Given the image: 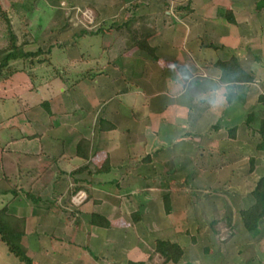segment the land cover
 <instances>
[{
  "label": "crops",
  "instance_id": "0c3cea01",
  "mask_svg": "<svg viewBox=\"0 0 264 264\" xmlns=\"http://www.w3.org/2000/svg\"><path fill=\"white\" fill-rule=\"evenodd\" d=\"M260 1L254 5L258 7ZM37 2L0 0V18L15 36L16 46L22 45L24 54H37L9 61L0 68V197L10 194L7 190L10 183L6 178L8 173H18L19 182L27 181L30 176L31 183L39 174H52L49 179L45 177L47 182L51 179L48 185H41L40 178L34 185L28 183L29 187L55 188L54 192H49L54 198L47 199L50 205L46 210L42 206L47 204L44 202L47 200L40 195L35 198L29 193L27 199L20 192L11 203L14 216L26 218V233L21 244L34 264H146L147 256L145 258L144 254L151 248H147L146 244L143 249L138 246L132 220L137 216L142 221L139 227L145 238L152 233L167 238V227L153 224V220L163 221L174 213L171 209L170 214H166L163 203L160 211H154L151 208L152 199L148 196L151 194L143 196L136 192L149 190L155 181L156 155L165 157L166 173L172 175L168 180L171 187L184 182L181 177L175 176L184 172V166L180 171L174 163L175 157L185 155L183 159L192 158L191 163L194 164L187 171L190 175L194 176L199 171L194 156L197 149H201L198 140L200 119L194 115L189 120V115L193 113L190 112L192 108H198L195 98L207 93L211 85L219 83L221 72L216 67L218 62L235 58L253 82L238 84L235 95L229 97L223 110L211 114L208 111L209 117L212 115L215 118L213 130L223 124L221 128L228 132L230 148L225 152L227 158L241 159L237 157L242 152L237 151L247 146L239 143L247 132L251 136L246 140L254 141L248 142L249 145L260 158H264V152L256 150L260 140L256 130L260 120L264 119V103L259 101L264 95V64L261 63L264 44L261 50H252L258 44L256 41L262 39L264 43V20L259 22L254 18L256 16L250 9L254 0H188L184 6L179 0L173 10L166 11L163 10V3L162 7L155 9L142 3L129 10L125 18L122 15L120 23L115 21L108 28H118L119 33L126 30L129 34L128 41L118 40L120 50L113 48L114 42L119 43L116 40L110 43L107 52L101 46L91 60L88 57L84 58L85 61L81 60L85 72L77 81L69 82L65 68L71 72L74 66L70 53L71 38L60 31L41 37L40 26L33 33V18L38 20L40 13L55 8L48 0H42L46 9H40ZM186 6L188 9L183 11L186 14L184 17L179 16L183 14L181 12L176 15L178 8ZM94 7L89 5L97 16L99 12L114 14L119 8L116 6L113 13L115 8L111 9V6ZM228 12L234 23L227 19ZM261 12L258 16L264 18V7H261ZM133 18H148L153 22L156 32L147 41L154 51L153 55L137 48L131 30L124 26L126 20ZM50 20L49 17L48 23ZM136 23L137 26L141 24L139 19ZM95 36L99 39L100 34ZM9 46L10 38L0 32L2 56L10 52ZM53 49L62 52V69L49 58ZM206 52H214L215 56ZM255 53L260 55L255 56ZM31 59L27 68L25 61ZM259 60L260 63H257ZM173 63L177 65L175 70L169 69ZM57 69H60L59 73ZM134 92L141 95L142 102L130 101ZM125 98L129 99L125 101ZM234 128L235 138L231 139L229 130ZM186 138H191L192 142H185ZM82 140L90 144L86 160L76 156ZM152 150H157L152 156L154 158L150 156ZM197 157L201 159L203 154ZM74 160L77 166L70 168ZM82 166L86 169L77 173ZM235 167L230 166V171ZM257 172L254 171L255 176L251 175L255 177V182L262 177ZM33 173L38 175L33 177ZM189 176L187 179L190 181ZM66 178L70 186L73 185L72 180L79 188L77 193L83 192L87 197L72 223L69 220L62 222L59 217L60 203L65 201L68 205L71 202L70 198L65 200V194H62ZM251 193L247 208L254 204ZM33 206L38 207V211L35 208L34 211ZM126 206L132 207L130 211L126 212ZM92 215L103 217L110 227L89 226ZM240 224L245 236L251 239L252 236ZM261 225L264 226V220L259 224L258 239L263 238ZM57 234L66 237V240L59 241ZM56 236L57 239L53 240Z\"/></svg>",
  "mask_w": 264,
  "mask_h": 264
},
{
  "label": "rangeland",
  "instance_id": "374dc122",
  "mask_svg": "<svg viewBox=\"0 0 264 264\" xmlns=\"http://www.w3.org/2000/svg\"><path fill=\"white\" fill-rule=\"evenodd\" d=\"M37 1V4L39 3L40 9H46L42 0ZM48 1L50 5L55 7L54 10L47 11L46 13H40L39 15L37 14L39 18L38 20H36V18H33V21L31 22L34 25L31 26V29L35 34L36 31H38V26H40L41 30L39 31H41V37L57 31L68 34L67 36L71 38L70 53L72 61L74 62V66L72 67L71 72L68 68H65V72L69 82H71L77 81L80 75L86 70L85 67L81 66V60L85 61L84 58L86 59L87 57L89 60H91L93 58L92 56L95 55L98 48L103 47L104 50L107 52L106 49L110 50V43L114 40H121V42H123L122 40L128 41L130 39L129 34H126V30H123L121 33H119L118 28H114V30H108L109 26L114 24L115 21V23H120V21L122 20V15L126 16L129 10H131L137 5H141L142 3H147V7H154L153 9H155V7H162L163 3L164 11H166L167 9L173 10L175 8V4L178 3L179 0H163V2L162 0ZM186 1L188 0H180V4L184 6L186 4ZM257 1L258 0H254V3L252 2L250 4V9L252 13L254 12L256 17H253L256 18V21L260 22V20H264V18H261V15L258 16V14H261L263 11L261 12V8L258 9L257 5H254ZM148 4H150V6H148ZM89 5L93 8H95L94 6H100L101 8L111 6V9L118 6L119 8L117 9L116 13H114V10H116V8L112 9L114 14H106L103 12H99L100 15L97 16L96 12L92 8H89ZM49 17L51 18V20L48 23ZM104 18L106 20L102 21ZM13 19L14 18L12 17L11 20L13 21ZM24 22H26V20ZM22 25L23 27H25L24 23ZM6 26L7 24L2 18H0V32L3 33V35H6V38L8 39L9 31ZM100 26H102L103 31L98 39L95 35H99L96 33L97 31H99ZM16 28L17 27L15 26V30H17ZM262 32L264 37V29H262ZM107 33L110 34L107 35ZM156 38L157 35L155 39ZM118 42L119 43L117 44H115V42L113 43V48H117L120 50L121 46L117 45L121 43L120 41ZM256 43H258L257 46H255L252 50H261L264 44L262 39H260L258 42L256 41ZM249 45L251 44H248V46ZM81 51L82 54L80 55ZM61 53L62 52H60V50L53 49L49 58L55 66H58L62 69L63 60ZM206 54L209 56H215L214 52H206ZM114 55L116 54L114 53ZM256 55L259 56L260 54L255 53V56ZM31 61L32 59L25 61L27 68L29 67ZM89 62L91 63V61ZM257 63H260V60L259 62L257 61ZM261 63L264 64V59L261 60ZM95 67L96 66L94 65L93 69ZM56 71L57 73H59L60 69H57ZM200 77L201 76H199V78ZM204 78H201V80ZM257 79L254 78L255 81H257ZM258 92L261 91L259 90ZM129 98H125V101ZM132 98L135 100L132 101L133 99H130V101L136 103L142 102L143 100L141 95L136 94L135 92L134 94H132ZM197 106L198 108L195 107L191 109L190 112L193 113L189 115V120L191 116L195 117L194 115H196L200 119V124L198 127V140L201 149H197V153L194 156V159L196 158V160L198 161L199 171L196 172L194 176H192V174L190 175V173L187 172L189 170V167L194 164L191 163L192 155L190 156V160H188L189 158L183 159L185 155L184 157H175L173 161L175 164L178 165V167H180V171L181 167L184 166L183 174L180 175V173H178L177 175L175 174V176H177L178 178L181 177L184 182H180L178 184H176V182V185L171 187L170 182H168V180L172 178V175H168L166 173L168 168L163 163V159H165V157L162 156L161 158V156H154V152L157 150L151 151L150 156H154L155 159H157V161H155L154 163V167L156 169V179L152 182L151 188H149V190L143 189L136 193H141L143 196H145V193H150L151 195L148 196H150V198L152 199L151 208L157 212L158 210L160 211V206L163 203V196L167 195L169 197L170 206L174 214L170 215L168 218H163V221H159L158 219L153 220V224H157L158 226L162 225V227H167V238L157 235L156 233H150L152 237L150 236L145 238V236H143V233H141V228L139 227V223H142V221L134 222V220H132V223H135V230L138 241L137 244L142 249L145 246L144 244H146L147 248H151L150 251H145L144 249V251L147 252L146 254H144V256H147L146 264H164V260L160 256L154 255L152 258L149 259L148 255L152 253V250L155 246L153 242L155 238L168 239L170 242L179 244V246L184 249L183 258L179 264H264V232L262 235V239H258L257 237H252L251 239H249L241 230V222L239 218V211L247 208L250 205L249 196L257 183L255 182V177H252L255 176L254 171H258L257 173L260 177L264 175V158H260L256 154L255 150H253V146L249 145L248 142L254 141H252L251 139L246 140V138L251 136L249 132H247L246 136L244 134V136L240 138L239 142L240 144H247V146L241 147L240 151L236 150L239 153L242 152V155H238L237 157L241 159L236 158L237 160L235 161L233 159L227 158L225 152H228L230 148V143L228 142V132L224 131L221 128L223 124L218 125V127L221 129L217 132H214L213 121L215 120V118H212V115L210 116V118L209 112L211 114L215 111H210L208 106L204 104H198ZM187 137H189V135ZM186 141L190 143L192 142L191 138H186L185 142ZM194 142L192 144H195ZM58 149L60 148L58 147ZM200 153L203 154V158L201 157V159H198L197 155H199ZM251 158L254 160V163L253 171L250 172L248 163L249 159L251 160ZM143 160L147 159L144 158ZM232 165H235L236 167L231 172L230 166ZM76 166L77 161L74 160V162L70 164L69 167L72 168ZM208 170L212 171L209 172ZM33 174V177L38 175L36 173ZM24 175L25 174H23L22 176ZM43 175V173L39 174V176L36 177L35 180H33V183H31L30 176L29 178H27V181L19 182L17 181V177L19 176L18 173H8L6 178L10 180V183L8 182L9 189L7 190L10 191V194H8L6 197H0V209L2 207H7L8 212L14 215V206H12L11 203L17 196V193L20 192L27 199L29 198L26 195H28L29 193L32 194L35 198L39 195L42 196L44 200H47L49 197L51 198L52 195L49 192H54L55 188L41 189L39 186H28V183H31L30 186L34 185L37 182L38 178H40L39 183L41 185H43V183H47V185L50 184L51 179L47 182L45 177H48L49 179L51 178L52 174L51 176L49 174H46L45 176ZM188 176L190 178V181L187 179ZM67 179L68 178H66L65 180L66 185L65 188L62 190V194H65V200H67V198H70L71 202L68 201V205L65 201L64 203H60L61 205H59V208L61 211L59 217H61L62 222L67 223V220H69V222L72 223L75 222V220L77 219L76 214L79 213L78 210L82 203L75 204L73 202V198H75L76 196V194H74V190L77 188L76 186H74V182L72 180L71 182L73 183V185L70 186ZM182 184H184L185 186ZM179 186L182 187L179 188ZM11 191L14 193V195H12ZM52 198L54 197L52 196ZM85 198H87L86 195ZM44 202H46L47 204H43L42 207L46 210V208L50 205V200ZM34 208L37 210L38 207L33 206V210ZM131 208L132 207L128 206L126 208V212L130 211ZM211 224H213V226H211ZM30 227L32 226L30 225ZM232 228L234 234L238 235L235 236L232 241L230 240V243H226V237L230 234ZM260 229L263 230L264 226L261 225ZM57 235L59 236V241L66 240V237H60L61 234ZM54 239H57V236L53 237V240ZM261 246H263V248ZM0 264H21L16 257H14L8 252L7 247L1 241Z\"/></svg>",
  "mask_w": 264,
  "mask_h": 264
},
{
  "label": "trees",
  "instance_id": "16d2710c",
  "mask_svg": "<svg viewBox=\"0 0 264 264\" xmlns=\"http://www.w3.org/2000/svg\"><path fill=\"white\" fill-rule=\"evenodd\" d=\"M264 0H261L258 4V8L263 7ZM185 9H188V6L178 8L175 11L176 15L179 12L183 13ZM186 14L183 13L179 15L180 17H184ZM166 17V16H165ZM227 19L234 23V20L230 17V12L226 13ZM141 22L137 26V20ZM126 20L124 26L131 30L133 40L135 42V46L142 51L150 53L153 55L154 51L148 46V39L152 35L155 34L154 24L150 22L151 19L148 18H138ZM172 19V17L170 18ZM149 26V27H148ZM103 31L102 26H100L99 31L96 34H101ZM9 38H10V48L11 50L4 57L1 56L0 52V68L2 69L9 61H15L19 58L26 59L29 56H36L37 54H24L22 53V45L16 46L15 36L10 32L9 29ZM9 48V49H10ZM216 67L220 70L221 75L219 78V83L221 82H234L238 84H250L253 82V78L243 72V70L239 67L237 60L235 58H231L227 62H218ZM259 101L264 103V95L259 98ZM214 130L218 131L219 127L216 126ZM236 129L229 130V134L231 139H234ZM256 133L259 135L260 140L256 145L257 151L264 152V119L260 120L258 129ZM89 142L82 140L78 147L76 156L83 160L88 158V148ZM253 163L254 160L251 159L249 161V171H253ZM86 169V166H82L77 173L83 172ZM78 189L74 190V193H77ZM13 193V192H12ZM14 194V193H13ZM251 196L254 199V204L245 210L239 211V218L244 229L251 235L252 237H256L259 234V224L264 220V175L257 182L254 190L251 193ZM163 206L166 214H170L171 206L170 200L167 195L163 196ZM135 222L139 221V217L135 216L133 219ZM89 226H98L104 229H108L110 227V223L100 217L98 215H92L90 217V221L88 223ZM213 226V224H211ZM26 233V219L18 218L8 212L7 207H2L0 209V241L7 247L8 252L16 257L21 264H33L32 260L27 255V250L22 246L21 242L25 237ZM235 236L233 232V228L231 229L230 234L226 237V243H228ZM154 251L150 254L149 258H152L154 255L159 254L163 260L164 264H179L183 258V251L178 244H172L169 241H160L158 239L154 240ZM127 264H143V263H134L128 262ZM188 264V263H187Z\"/></svg>",
  "mask_w": 264,
  "mask_h": 264
},
{
  "label": "clouds",
  "instance_id": "9594fccd",
  "mask_svg": "<svg viewBox=\"0 0 264 264\" xmlns=\"http://www.w3.org/2000/svg\"><path fill=\"white\" fill-rule=\"evenodd\" d=\"M176 63L169 66V69L175 70ZM238 85L234 82H221L211 85L207 93L198 95L194 103L207 105L212 111L223 110L227 104L230 96H234Z\"/></svg>",
  "mask_w": 264,
  "mask_h": 264
},
{
  "label": "built area",
  "instance_id": "2783aa9c",
  "mask_svg": "<svg viewBox=\"0 0 264 264\" xmlns=\"http://www.w3.org/2000/svg\"><path fill=\"white\" fill-rule=\"evenodd\" d=\"M82 15H83V13H82ZM85 200H86L85 195L82 192L76 194L75 198H73V202L75 204H80V203H82Z\"/></svg>",
  "mask_w": 264,
  "mask_h": 264
}]
</instances>
